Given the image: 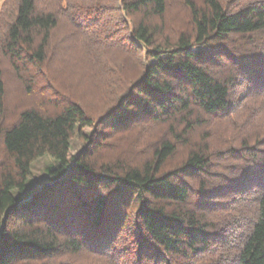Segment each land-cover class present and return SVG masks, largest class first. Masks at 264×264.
Instances as JSON below:
<instances>
[{
	"label": "trees",
	"instance_id": "obj_1",
	"mask_svg": "<svg viewBox=\"0 0 264 264\" xmlns=\"http://www.w3.org/2000/svg\"><path fill=\"white\" fill-rule=\"evenodd\" d=\"M0 264H264V0H2Z\"/></svg>",
	"mask_w": 264,
	"mask_h": 264
},
{
	"label": "rangeland",
	"instance_id": "obj_2",
	"mask_svg": "<svg viewBox=\"0 0 264 264\" xmlns=\"http://www.w3.org/2000/svg\"><path fill=\"white\" fill-rule=\"evenodd\" d=\"M1 2H2V0H0V4H1ZM9 91H10V93H8V96L10 97V100L11 101L15 100V96H13V90H9ZM75 139L76 138L71 139L72 143L74 145L71 153L75 152L76 151L75 149H77L79 144H80L79 142H76ZM46 159H47V157L46 158L43 157V158H40V159L35 160L34 162H32V167L31 168H32V171H33V174H34L35 178H40L41 177V175H42V173L44 171V166H45Z\"/></svg>",
	"mask_w": 264,
	"mask_h": 264
}]
</instances>
